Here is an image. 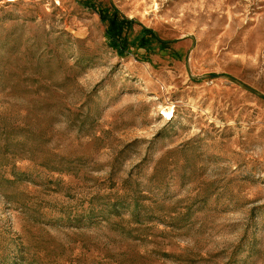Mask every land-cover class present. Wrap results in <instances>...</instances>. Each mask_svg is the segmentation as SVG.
Masks as SVG:
<instances>
[{
	"label": "rangeland",
	"instance_id": "rangeland-1",
	"mask_svg": "<svg viewBox=\"0 0 264 264\" xmlns=\"http://www.w3.org/2000/svg\"><path fill=\"white\" fill-rule=\"evenodd\" d=\"M0 264H264V0H0Z\"/></svg>",
	"mask_w": 264,
	"mask_h": 264
},
{
	"label": "trees",
	"instance_id": "trees-1",
	"mask_svg": "<svg viewBox=\"0 0 264 264\" xmlns=\"http://www.w3.org/2000/svg\"><path fill=\"white\" fill-rule=\"evenodd\" d=\"M86 5L94 8V5L89 1L86 2ZM96 10L101 22L106 26L104 35L107 44L116 51L118 56L123 57L132 52L141 61H144L149 58V53H153L155 47L166 50L172 44V41L158 38L154 31L146 26L140 27L139 31L131 37L133 26L137 24L135 20L122 16L115 8L108 10L97 7ZM139 49H144V54L140 55Z\"/></svg>",
	"mask_w": 264,
	"mask_h": 264
},
{
	"label": "water",
	"instance_id": "water-1",
	"mask_svg": "<svg viewBox=\"0 0 264 264\" xmlns=\"http://www.w3.org/2000/svg\"><path fill=\"white\" fill-rule=\"evenodd\" d=\"M227 78L230 80V81H232L233 83H235V84H239L240 86H242V87H244L245 89H247V90H249V91H252L248 86H246V85H244V84H241V83H237L233 78H231V77H229V76H227Z\"/></svg>",
	"mask_w": 264,
	"mask_h": 264
}]
</instances>
